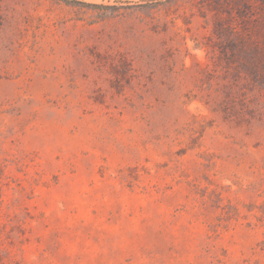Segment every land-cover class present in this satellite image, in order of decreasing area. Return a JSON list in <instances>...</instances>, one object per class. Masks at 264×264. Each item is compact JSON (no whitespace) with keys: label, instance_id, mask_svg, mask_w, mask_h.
I'll list each match as a JSON object with an SVG mask.
<instances>
[{"label":"rangeland","instance_id":"obj_1","mask_svg":"<svg viewBox=\"0 0 264 264\" xmlns=\"http://www.w3.org/2000/svg\"><path fill=\"white\" fill-rule=\"evenodd\" d=\"M0 264H264V0H0Z\"/></svg>","mask_w":264,"mask_h":264}]
</instances>
